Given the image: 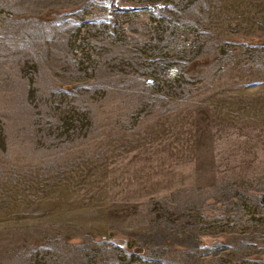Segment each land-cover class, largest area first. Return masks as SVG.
<instances>
[{"label":"rangeland","instance_id":"obj_1","mask_svg":"<svg viewBox=\"0 0 264 264\" xmlns=\"http://www.w3.org/2000/svg\"><path fill=\"white\" fill-rule=\"evenodd\" d=\"M264 0H0V264H264Z\"/></svg>","mask_w":264,"mask_h":264},{"label":"water","instance_id":"obj_2","mask_svg":"<svg viewBox=\"0 0 264 264\" xmlns=\"http://www.w3.org/2000/svg\"><path fill=\"white\" fill-rule=\"evenodd\" d=\"M260 201L262 204H264V193L260 194Z\"/></svg>","mask_w":264,"mask_h":264}]
</instances>
